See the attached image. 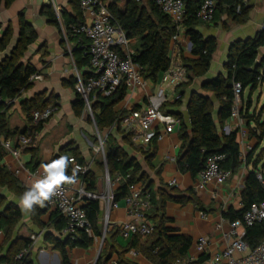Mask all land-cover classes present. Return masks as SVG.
<instances>
[{
  "label": "crops",
  "instance_id": "crops-1",
  "mask_svg": "<svg viewBox=\"0 0 264 264\" xmlns=\"http://www.w3.org/2000/svg\"><path fill=\"white\" fill-rule=\"evenodd\" d=\"M136 1L148 8V0ZM128 2L129 0H101V3L106 7L113 3L118 10H125ZM198 5L196 0V6ZM46 7L53 11L54 8H58L65 18L75 17L76 9H78L81 12L79 22L88 20L87 15L82 14L79 4L75 8L70 0H15L8 7L2 4L0 8L1 28L4 29L9 24L12 29L11 42H14L10 43L9 48L17 41L20 13L33 28L36 40L27 47L21 61L31 64L38 72L35 75L41 76L39 80H33L32 86L22 91L18 97L8 103L5 101L0 106V117L5 120L9 129L22 130L28 126L26 114L21 107L24 101L35 97L36 100L57 98L55 110L43 124L42 129L35 134L34 143L30 146L37 149L36 157L40 162L37 168H42L43 164L48 163L67 146L77 148L84 163L88 162L91 159L87 160L86 154L90 151L92 143L89 138L90 132L86 128L87 125L82 122V116L76 117L72 111V104L76 100L73 88L76 74L85 76L88 73L87 62L84 58L88 42L85 39L80 42L76 37L65 38L66 30L62 25V20H59L60 24L55 26L42 14V10ZM224 8L225 1H222L211 22H198L195 27L196 31L204 38H213L216 48L207 73L202 77H194L188 86L184 85L188 82L189 73L186 70V62L183 61V59L191 57L185 49L188 38L183 32L175 42L170 44L172 68L182 67L184 75L181 82L175 86L163 85L166 96L164 110L173 115L180 114L186 125H188L186 107L190 92L194 91L209 97L215 112L218 103L213 93L202 89L203 83L210 82L218 76L226 77L227 53L230 45L237 40L254 38L264 26V0H247L241 18L235 17L233 14L229 15ZM8 52L9 50L2 53L1 57ZM256 61L259 66L263 65L261 69L264 71V45L258 49ZM160 77L156 83L146 80L144 89H137L134 92L126 89V95L113 107V111L127 113L133 107H136L135 110L143 109L148 104V96L155 93L160 87ZM180 84L184 86L178 88ZM258 85L259 83L256 88ZM255 89L251 90L247 87L242 90L238 103V117L229 118L224 123L222 131L225 134L233 130L237 131L236 141L241 160L237 168L230 172L229 178L222 184L211 182L204 187H198L197 176L192 178L188 173L178 171L176 159L179 155L181 140L177 128L163 132L162 126L155 124L154 129L162 133L163 136L160 140L153 139L147 145L142 144L140 139L133 140L132 133L122 127H120V131H117L116 128L108 130L119 147L124 149L128 156L135 158L145 175L153 201L152 211L147 218L148 223L152 226L163 225L171 230V234L189 238L191 244L184 258L191 264H204L214 253L225 249L228 243L225 234L230 230V221L224 218L223 214L229 209L239 210L242 207L241 191L245 175L252 168L255 157L259 155L261 147L264 146L263 139L258 148L254 150L258 142L250 134V130L255 128L256 120L261 121L264 116V106L259 107L260 97L256 105L253 104ZM177 95L182 96L180 103L175 105L173 101ZM48 107H51V100L48 102ZM213 117L216 120V114ZM242 130L245 131V136H242ZM108 132L104 133L103 137ZM218 132H221L219 128ZM125 135H128L125 139L126 142L123 140ZM17 136L20 134L13 135L9 139L15 142ZM148 149L152 153H150L151 151L149 154L142 153ZM66 154L68 153L66 152ZM249 154L251 159L247 164L244 159L242 160V156ZM262 158L264 159V156ZM30 161V152H22L21 162L28 170H31L28 166ZM0 163L12 173L14 161L9 154H4ZM101 164L104 166V162ZM89 172L95 179L96 190L102 188V178H100L98 167L92 161ZM17 179L28 188V181L23 178ZM171 181L175 183L171 185ZM0 195L6 204L13 203L21 211L22 219L18 225V229L20 228L18 236L27 237L26 230L31 233L29 236L33 234L36 236L30 254L32 264H61L59 253L44 240L45 230H39L31 221L30 211L21 207V198L6 186L0 187ZM171 196H174L173 199ZM50 211L48 210L41 216L44 222L48 220ZM126 220L125 207L121 202L116 209L110 211L107 220L104 246L105 252H108L109 255L105 264H153L133 249L125 250L128 240L119 235L118 225ZM98 225L103 231L105 226L104 205L101 202ZM236 231L240 236H243V228L239 227ZM46 232H50L59 239L64 238L59 236L60 231H56L52 227ZM199 238H203L206 242L204 250L197 248ZM7 247L8 244L4 243V237L1 235L0 257L4 256ZM96 249V240H93L90 248L68 249L70 264H94L98 253Z\"/></svg>",
  "mask_w": 264,
  "mask_h": 264
},
{
  "label": "trees",
  "instance_id": "trees-1",
  "mask_svg": "<svg viewBox=\"0 0 264 264\" xmlns=\"http://www.w3.org/2000/svg\"><path fill=\"white\" fill-rule=\"evenodd\" d=\"M15 0H0L1 5L8 7ZM80 0H70L75 6H78ZM225 1V11L229 15L241 18L246 4H243L239 12L235 11L237 0H218L216 9ZM101 2V0H100ZM200 3V0H197ZM148 8L141 5L136 0H129L125 10H118L113 3L108 5V9L113 17V21L120 25L126 36L134 40L132 60L140 66V74L144 81L156 83L159 77L168 70L171 65L170 44L171 37L175 33V26L170 18L161 13L155 6L153 0H148ZM196 0H185V19L183 21V32L190 43V58L183 59L186 62V70L188 74V82L184 85L188 86L192 78L204 76L210 66L212 54L215 51L216 43L213 38H204L195 27L198 22L195 11ZM77 10L75 17L65 18L60 13V20L66 30L67 35H70L69 26L72 24H80L81 12ZM49 22L58 26L59 20L53 10L48 7L42 10ZM214 14V17H215ZM69 20V21H68ZM18 36L15 45L9 49L12 37V29L8 24L4 29L0 24V106L6 100H13L20 93L32 86L29 81L30 76L38 74L36 69L29 63L22 62V58L27 50V47L34 43L36 35L33 28L24 20L22 14L18 16ZM82 41V40H81ZM264 45V27L252 39L237 40L233 42L227 53L226 77L218 76L210 82H205L202 89L214 94L215 100L218 103V108L215 111L216 120L214 119V106L211 99L207 96L191 92L186 107V115L188 125L183 122L181 115H174L180 119L178 128L179 137L181 140L179 155L176 159V167L181 173H188L192 178L196 177L204 168L206 158L213 154H223L224 158L220 162V167L229 172H233L240 163L241 155L239 146L236 141L237 131L233 130L225 134L222 129L224 123L229 119L233 106L232 83L239 82L242 90L249 87L254 90L257 86L256 77L260 74L263 65H258L257 54L258 49ZM9 50L8 54L1 57L2 53ZM87 62V56L85 55ZM87 74L84 76L86 77ZM75 83V82H74ZM180 84L178 88L183 87ZM126 95V88L123 83L109 96L103 97L96 95L95 100L91 102V111L95 128L102 137L104 148V159L110 180H114L117 175L129 177L120 182L113 188V200L121 201L127 194V187L131 183L141 184L151 196V209L147 213V218L152 211L153 201L150 187L146 182L144 173L141 171L139 163L135 158L119 147L118 143L108 132L115 124L117 131H120L119 122L126 115L125 111L114 112L113 107L121 101ZM181 96L174 99L173 104L177 105L181 101ZM51 100V107L57 106V98L54 99H37L24 101L21 105L22 110L26 114L28 126L22 130H11L8 128L5 120L0 117V136L9 139L17 134L34 136L38 133L43 124L47 121H39L37 124H32L31 112L48 108V102ZM165 104L161 110H164ZM84 109L83 100L76 95V100L72 104V111L76 117L82 116ZM133 107L132 110H135ZM171 114V113H169ZM173 115V114H172ZM218 128L221 132H218ZM103 137V134L106 133ZM258 145L264 139V116L261 121L256 120L255 128L250 130ZM105 135V134H104ZM125 135L123 140L127 139ZM126 142V141H125ZM31 154V161L28 166L31 170L40 165L36 157L37 149L30 147L23 150ZM150 149L142 152L149 154ZM66 152L68 154H66ZM254 152V151H253ZM152 153V151L150 152ZM5 152L0 146V161ZM264 149L259 151V155L255 157V161L250 170L247 171L242 191L241 203L242 207L239 210L229 209L223 214L224 218L230 222L241 221L243 213L252 203L264 202ZM60 156H73L78 162L84 163L77 148L67 146L59 151L48 163L58 159ZM245 163L251 159V155L242 157ZM46 163V164H48ZM66 174L69 175L67 168ZM257 174L261 175V180L257 178ZM87 189L91 192H97L95 179L90 172H87L83 177ZM7 187L17 197L21 198L23 193L28 189L23 186L10 171H8L0 163V187ZM174 196H171L173 199ZM82 209L86 214V218L92 228L93 236L90 237L83 231H78L73 238L65 237L59 239L53 236L47 229L53 228L60 231L65 220L57 210H51L48 215V220L44 222L41 216L48 212L47 206L43 207L34 205L30 211L32 223L39 229L45 230L44 240L51 244L52 249L56 250L60 255L61 264H70L68 259V249L90 248L94 238H99L102 231L98 225V216L100 212V202L98 200L87 201ZM22 219L20 209L13 203H5L4 198L0 195V230L4 237V243L8 244L7 251L4 256L0 257V263L6 264H32L30 258L31 250L21 259H15L16 255L25 248H28L32 242L29 237L13 236L15 229L18 227ZM106 234V233H105ZM243 240L250 248H254L264 242V221L255 224L251 227L244 228ZM141 239H144L143 241ZM191 241L189 238L171 234V230L163 225H155L149 235L142 237L135 235L128 240L125 250L133 249L135 252L144 256L153 264H173L175 260L184 258ZM105 235L103 238L102 248L99 253L96 264H105L108 259V252H105Z\"/></svg>",
  "mask_w": 264,
  "mask_h": 264
},
{
  "label": "built area",
  "instance_id": "built-area-1",
  "mask_svg": "<svg viewBox=\"0 0 264 264\" xmlns=\"http://www.w3.org/2000/svg\"><path fill=\"white\" fill-rule=\"evenodd\" d=\"M235 11L239 12L247 0H237ZM155 6L161 13L167 15L175 26V33L171 37V43L175 42L180 34L183 33V21L185 19V0H153ZM79 7L82 14H86L88 20L80 24L69 26L70 35L65 38L76 37L78 41L85 39L88 42L87 56V76L76 74L74 83V92L84 102V111L88 110L91 121L95 127L93 114L91 111V102L96 95L103 97L111 95L121 83L125 88L134 92L137 89H144L145 81L140 74V66L132 60L134 40L128 38L119 24L113 21V17L105 5L100 0H80ZM216 9L215 0H201L196 11L195 17L201 22H211L214 18ZM54 13L60 20V10L54 8ZM264 27V26H263ZM261 28V30L263 29ZM189 41L185 45L187 52H190ZM172 50V49H171ZM171 53V52H170ZM264 73V72H263ZM184 75V69L180 66L172 68V62L167 71L160 77V87L150 94L147 98L148 104L141 110H129L119 122V126L132 133L133 140L140 139L142 144H149L153 139L160 140L162 133L154 129L155 124H160L163 132L170 129L179 128L180 119L172 114L164 113L161 108L166 103L163 85L175 86L181 82ZM40 75H32L29 81L39 80ZM264 76L261 74L256 77L257 83H261ZM233 106L230 119L238 117V103L242 93V87L239 82L232 83ZM177 95L175 99L179 98ZM10 102V100H6ZM55 108H45L31 112L32 124L39 121L48 120ZM116 128L115 124L110 128ZM100 146L96 152L102 151L104 162L103 139L97 132ZM245 136V131H241ZM35 137L30 135L17 136L15 142L0 136V146L9 154L14 165L12 173L17 178H23L28 181V188L43 176V169L36 168L28 170L21 162V154L26 147L32 146ZM243 157V156H242ZM72 163L69 164V176L76 169L77 182L75 184H64L57 193L46 201L45 205L49 210H57L65 220L64 227L60 230L59 236L71 237L78 231H83L92 237V228L82 209L89 200H98L104 205L105 226L102 235L94 238L97 242L98 251L102 248L103 238L106 232V224L112 209L119 206V202L113 200V188L120 182L125 181V177L117 175L114 180H110L109 175L105 172L102 179V189L100 192H91L87 189L83 177L90 169V162L80 163L73 156L68 157ZM223 154H213L206 158L204 168L197 175L198 187H204L214 182L217 184L224 183L230 176V172L220 167L223 160ZM257 178L262 181L261 175ZM175 182L171 181V185ZM264 184V180L262 181ZM124 204L127 220L118 225L119 235L126 240L138 235L145 237L152 231L153 226L147 221V213L151 209V196L145 188L139 183H131L127 187V194L121 200ZM264 221V202L252 203L243 213L241 221L230 222V230L225 237L228 243L223 251L216 252L210 256L204 264H264V242L254 248H250L243 240L242 236L237 233L239 227H251ZM2 231L0 230V236ZM32 244L20 251L15 259L23 258L33 247L36 236H30ZM205 240L199 238L197 248L204 250ZM6 264V263H0ZM173 264H191L186 258L175 260Z\"/></svg>",
  "mask_w": 264,
  "mask_h": 264
},
{
  "label": "clouds",
  "instance_id": "clouds-1",
  "mask_svg": "<svg viewBox=\"0 0 264 264\" xmlns=\"http://www.w3.org/2000/svg\"><path fill=\"white\" fill-rule=\"evenodd\" d=\"M72 161L66 156H60L48 164H43L42 178L36 180L21 196V207L29 211L34 205L44 206L46 201L57 193L64 184H75L77 182L76 169L71 176L66 170Z\"/></svg>",
  "mask_w": 264,
  "mask_h": 264
},
{
  "label": "rangeland",
  "instance_id": "rangeland-1",
  "mask_svg": "<svg viewBox=\"0 0 264 264\" xmlns=\"http://www.w3.org/2000/svg\"><path fill=\"white\" fill-rule=\"evenodd\" d=\"M14 41H12L11 43H13ZM263 69L260 70V74L262 76H264V73H263ZM193 80V78H192ZM192 80H191V83H192ZM260 97V99H259ZM259 99V107L261 106H264V79L262 81V83H259L258 87L255 89L254 91V98H253V104L256 105L257 101ZM215 114V112H214ZM82 122L85 123L87 125V129L89 130L90 132V135H89V138L90 140L92 141V143L90 144L91 145V148H90V151L87 152L86 154V159L89 160L91 159L90 161V164H91V161L92 163L94 162L96 164V166L98 167V171H99V174H100V178H104L105 177V169H104V166H102L101 162H103V154H102V151L100 150L99 152H96V148L100 146L99 144V141H98V135L95 131V127L91 121V118H90V115L88 113V110L83 109V113H82ZM262 149H264V146L261 147ZM264 156V155H263ZM102 188H99L97 190V192H100ZM119 203H121L119 201ZM20 228L18 229V227L15 229L14 233H13V236L17 235L18 236V232H19ZM31 233L28 232L27 230L25 231V235H27V237L30 235ZM35 235V234H33ZM1 237V236H0ZM30 238V236H29ZM31 240V239H30ZM32 250V249H31ZM97 252H98V249H96Z\"/></svg>",
  "mask_w": 264,
  "mask_h": 264
},
{
  "label": "water",
  "instance_id": "water-1",
  "mask_svg": "<svg viewBox=\"0 0 264 264\" xmlns=\"http://www.w3.org/2000/svg\"><path fill=\"white\" fill-rule=\"evenodd\" d=\"M14 46V45H13ZM12 46V47H13ZM11 47V48H12ZM11 48H9V49H11ZM189 48H190V44H189ZM191 92H193V91H191ZM190 92V93H191ZM104 168H105V171L108 173V171H107V167H106V163H105V160H104ZM99 253H100V250L98 251V253H97V256H96V258H95V261H94V264H96V262H97V259H98V257H99Z\"/></svg>",
  "mask_w": 264,
  "mask_h": 264
}]
</instances>
